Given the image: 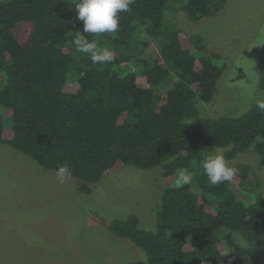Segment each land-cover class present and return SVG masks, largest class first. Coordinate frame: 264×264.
Listing matches in <instances>:
<instances>
[{
    "label": "trees",
    "instance_id": "trees-1",
    "mask_svg": "<svg viewBox=\"0 0 264 264\" xmlns=\"http://www.w3.org/2000/svg\"><path fill=\"white\" fill-rule=\"evenodd\" d=\"M168 1L135 0L119 13L117 32L94 35L83 33L73 0H0V143L47 169L67 164L86 193L119 164L160 165L155 228H141L135 214L107 226L139 247L147 264H264V198L238 197L251 180L249 166L236 164L233 180L217 185L199 167L216 149L226 161L251 149L264 164V111L254 104L237 116L200 115L195 99L213 98L225 65L205 53L198 34L162 32ZM224 2L184 0L183 10L199 20ZM21 21L31 23L23 43L13 31ZM140 30L157 42L158 57L145 54ZM80 35L115 59L94 64L75 49ZM256 71L264 92V45ZM184 170L194 178L177 187ZM234 235L242 244L225 248Z\"/></svg>",
    "mask_w": 264,
    "mask_h": 264
},
{
    "label": "rangeland",
    "instance_id": "rangeland-1",
    "mask_svg": "<svg viewBox=\"0 0 264 264\" xmlns=\"http://www.w3.org/2000/svg\"><path fill=\"white\" fill-rule=\"evenodd\" d=\"M183 5L184 0L166 3L162 32L198 34L205 53L219 54L215 63L225 65L213 98L195 99L196 108L202 116L241 115L264 98L256 71L264 45V0H225L219 11L199 20L188 19ZM30 28L26 21L16 25L13 31L19 42H25ZM139 40L148 42L145 54L160 55L157 42L143 30ZM4 123L10 127V118ZM227 162L246 164L251 170L239 198L246 203L256 193L264 198V164L254 150ZM160 171V165L141 169L119 164L86 193L78 190L76 178L61 183L56 171L0 143V264H147L139 247L114 236L107 226L114 218L135 214L141 228H155L163 191ZM242 240L234 235L225 248L241 245Z\"/></svg>",
    "mask_w": 264,
    "mask_h": 264
},
{
    "label": "clouds",
    "instance_id": "clouds-1",
    "mask_svg": "<svg viewBox=\"0 0 264 264\" xmlns=\"http://www.w3.org/2000/svg\"><path fill=\"white\" fill-rule=\"evenodd\" d=\"M135 0H73L76 19L83 22V33L94 35L115 33L119 30V13L130 11V5ZM78 53L88 56L94 64H107L115 59L114 54L101 48L96 42L90 41L86 36L80 35L73 39ZM259 110L264 111V98L256 101ZM199 167L207 177L210 185L231 182L238 174V169L228 164L221 150H214L203 156ZM56 175L63 183L71 177V169L67 164L57 166ZM194 174L188 170L180 172L176 186L190 184Z\"/></svg>",
    "mask_w": 264,
    "mask_h": 264
}]
</instances>
